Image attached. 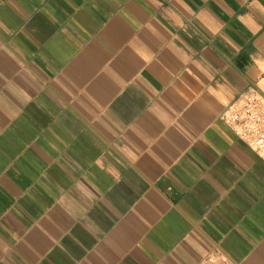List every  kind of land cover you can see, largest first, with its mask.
I'll list each match as a JSON object with an SVG mask.
<instances>
[{"label": "crops", "instance_id": "crops-1", "mask_svg": "<svg viewBox=\"0 0 264 264\" xmlns=\"http://www.w3.org/2000/svg\"><path fill=\"white\" fill-rule=\"evenodd\" d=\"M263 86L264 0H0V264H264Z\"/></svg>", "mask_w": 264, "mask_h": 264}, {"label": "built area", "instance_id": "built-area-1", "mask_svg": "<svg viewBox=\"0 0 264 264\" xmlns=\"http://www.w3.org/2000/svg\"><path fill=\"white\" fill-rule=\"evenodd\" d=\"M241 141L264 159V86L238 95L220 116ZM201 264H231L220 256H209Z\"/></svg>", "mask_w": 264, "mask_h": 264}]
</instances>
